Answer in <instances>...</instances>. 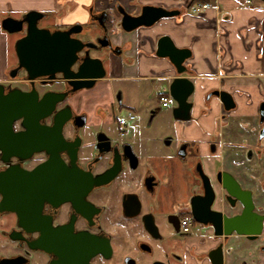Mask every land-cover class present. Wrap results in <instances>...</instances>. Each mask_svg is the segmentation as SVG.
I'll return each mask as SVG.
<instances>
[{
	"label": "flooded vegetation",
	"instance_id": "1",
	"mask_svg": "<svg viewBox=\"0 0 264 264\" xmlns=\"http://www.w3.org/2000/svg\"><path fill=\"white\" fill-rule=\"evenodd\" d=\"M204 3L211 6L208 0H91L85 18L70 23L37 10L43 13L38 27L73 28L71 36L91 42L88 53L102 60L105 76L77 90L59 73L32 77L19 65L14 46L25 34L30 10L0 9V23L7 19L10 28L19 29L8 32L0 25L6 36H14L10 45L7 41L14 61L6 59L0 68L2 96L63 93L49 116L26 121L29 132L21 120L13 121L14 140L0 126V264H260L264 206L254 203L245 174L254 163L264 176V96L252 106L248 95L247 105L239 106L225 89L199 94L187 59L181 75L194 87L186 120L172 113L175 101L168 85L176 71L169 79L160 71L131 82L138 96L146 84L145 102L125 95L121 82L91 109L81 95L109 78L114 57L132 51L130 40L117 43L113 37L149 27L121 30L119 10L131 15L143 6L192 11ZM216 90L228 92L233 106L226 108ZM162 94L169 96L165 106L159 103ZM123 108L137 118L128 130L117 116ZM59 114L66 121L62 143L54 145ZM51 157L56 160L30 182L15 173L34 171ZM230 178L239 191L250 192L252 212L263 216L259 233H224L226 219L240 218L244 210L240 196L229 192Z\"/></svg>",
	"mask_w": 264,
	"mask_h": 264
},
{
	"label": "crops",
	"instance_id": "2",
	"mask_svg": "<svg viewBox=\"0 0 264 264\" xmlns=\"http://www.w3.org/2000/svg\"><path fill=\"white\" fill-rule=\"evenodd\" d=\"M127 1L121 0L124 4ZM163 1L169 4V0ZM208 1L209 8L182 10L178 15L159 18L148 28L115 35L114 42L130 40L132 51L125 58H113L107 80L81 92L85 108L91 109L99 97L110 96L114 82L131 83L160 71H164L166 79L175 75L169 60L155 55L160 35H168L177 47L190 49L188 75L199 94L210 88L225 89L239 106L247 105L248 95L250 105L255 106L264 96V3ZM89 3L91 0H0V9L50 11L55 19L70 23L85 18ZM7 38L0 28V68L7 59ZM143 38L147 40L141 41ZM259 256L260 264H264V252Z\"/></svg>",
	"mask_w": 264,
	"mask_h": 264
},
{
	"label": "water",
	"instance_id": "3",
	"mask_svg": "<svg viewBox=\"0 0 264 264\" xmlns=\"http://www.w3.org/2000/svg\"><path fill=\"white\" fill-rule=\"evenodd\" d=\"M264 1V0H261ZM180 10H168L161 6H143L140 14L131 15L125 11H120L121 15L118 26L125 32L132 31L140 26H150L156 20L163 17H171L178 15ZM43 16V13L37 10H30L26 13L25 19L27 26L25 34L15 41V53L19 61V65L23 67L27 73L32 76L60 74L63 78L69 80L73 84V89L91 87L95 79L105 76V67L100 58L91 56L88 53L91 42L71 36L73 28L63 30L55 29L50 31L47 28L37 26V19ZM9 20L1 21V28L14 32L17 28H10L7 24ZM19 24L20 21H17ZM88 47L87 49H83ZM83 52V59L78 60L79 52ZM155 55L164 57L173 65L177 76L173 77L168 85V91L171 98L175 101L172 109L173 117L180 120H186L190 115L191 102L188 101L189 95L193 91V82L187 76L181 75L186 72L185 60L191 56L189 48H180L175 46L168 35H161L156 42ZM76 65L73 69V65ZM226 108L233 106L231 95L223 90L214 91ZM63 100V93L50 92L40 98L36 94L24 92H16L2 96L0 90V126L4 127L6 136H10L14 140L12 133V122L21 120V123L27 128L26 121L36 123L40 119L49 116L55 107V104ZM55 127L53 131V144L62 143L61 127L66 121L63 114L56 115ZM1 129V127H0ZM55 151V149H53ZM56 160L51 157L37 167L34 171L20 172L18 169L15 173L21 174L26 182L29 181L36 173H41L43 169L49 166V163ZM230 180L229 192L240 196L244 203V210L240 218L231 217L224 222V233H230L232 230L243 234H257L261 230L262 215L252 212L253 204L249 191H239L237 184L232 178ZM221 227L220 223H217ZM220 261V255L218 257Z\"/></svg>",
	"mask_w": 264,
	"mask_h": 264
},
{
	"label": "rangeland",
	"instance_id": "4",
	"mask_svg": "<svg viewBox=\"0 0 264 264\" xmlns=\"http://www.w3.org/2000/svg\"><path fill=\"white\" fill-rule=\"evenodd\" d=\"M242 2L244 0H241ZM259 3H264V1L261 0H256ZM17 12V11H15ZM43 22H46V20H43ZM7 40H8V44L10 45L11 40L14 38V36H7ZM7 60H9L10 62L14 61V54H13V50L11 47L7 48ZM115 84H119L118 82H114ZM134 83H130V82H124L122 83V85H124V93L125 95H127L128 97H132L135 98L136 100L140 97V102H145L147 100V86L145 83H143L140 88H139V92L140 95L138 96V91L135 90L132 86ZM139 102V101H138ZM137 102V103H138ZM168 109L169 108H165V115H168ZM127 114V110L126 109H121L117 112V116H121V117H125ZM137 121V118L134 120H126L127 123V130L130 128V126L132 125L133 122ZM128 132V131H126ZM251 170H247L245 176H246V184L248 187H250L251 191H252V197H253V201L254 203L258 206L261 205L264 206V176L263 174L259 173V169L260 166L258 164H254L251 166L250 168Z\"/></svg>",
	"mask_w": 264,
	"mask_h": 264
},
{
	"label": "built area",
	"instance_id": "5",
	"mask_svg": "<svg viewBox=\"0 0 264 264\" xmlns=\"http://www.w3.org/2000/svg\"><path fill=\"white\" fill-rule=\"evenodd\" d=\"M247 3H250V0H247ZM208 6V3H204V4H198L196 5L193 9H198V8H206ZM168 101H169V96L167 94H162L159 98V103L163 106L167 105L168 104ZM134 118V114L131 112V111H127V114L125 117H120L119 118V123L121 125H124L126 120L129 119V120H132ZM182 225L183 227H186L187 226V223L185 220L182 221Z\"/></svg>",
	"mask_w": 264,
	"mask_h": 264
},
{
	"label": "trees",
	"instance_id": "6",
	"mask_svg": "<svg viewBox=\"0 0 264 264\" xmlns=\"http://www.w3.org/2000/svg\"><path fill=\"white\" fill-rule=\"evenodd\" d=\"M196 2H206L207 0H195Z\"/></svg>",
	"mask_w": 264,
	"mask_h": 264
}]
</instances>
